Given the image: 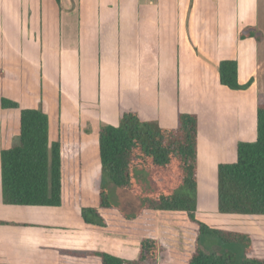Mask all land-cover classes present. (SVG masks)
Segmentation results:
<instances>
[{
	"label": "crops",
	"instance_id": "0c3cea01",
	"mask_svg": "<svg viewBox=\"0 0 264 264\" xmlns=\"http://www.w3.org/2000/svg\"><path fill=\"white\" fill-rule=\"evenodd\" d=\"M249 32L260 39L241 36ZM147 34L156 43L159 64L156 85L152 80L144 91L156 92L155 107L146 115L140 89L142 74L150 75L143 55ZM222 60L237 61L239 83L251 84L240 90L222 85L217 69ZM161 74L169 83L161 85ZM127 90L137 92L139 110L163 128H176L179 112L197 115L198 200L201 185L212 186L202 200L214 199L218 211V166L237 160L239 142L257 139L264 0H0V152L19 134L21 109L43 105L50 140L57 138L59 123H77L81 206L99 204L94 195L96 203L84 205L83 187L100 191L99 129L118 125ZM4 98L19 109H3ZM239 216L251 226L226 229L264 235V215ZM0 221L9 222L0 224V264H62L61 255L69 251L101 250L132 260L139 251L138 242L85 229L80 207L5 205L1 181Z\"/></svg>",
	"mask_w": 264,
	"mask_h": 264
},
{
	"label": "trees",
	"instance_id": "16d2710c",
	"mask_svg": "<svg viewBox=\"0 0 264 264\" xmlns=\"http://www.w3.org/2000/svg\"><path fill=\"white\" fill-rule=\"evenodd\" d=\"M241 36L260 39L254 32ZM217 69L220 83L230 89L252 82L239 83L235 60H222ZM138 104L136 91H124L118 125L99 129L103 184L96 207L81 206L79 125L59 123L57 138L50 140L43 105L21 109L19 134L0 152L3 203L80 207L85 229L139 243L132 260L103 251H69L61 255L62 264H264L263 234L217 228L197 218V115L179 112L177 127L163 128ZM2 108L16 110L19 105L4 98ZM217 175L219 213L264 215V93L257 100V139L239 142L237 160L221 163ZM109 184L137 197L139 208L129 213L116 204ZM4 223L9 222L0 221Z\"/></svg>",
	"mask_w": 264,
	"mask_h": 264
},
{
	"label": "rangeland",
	"instance_id": "374dc122",
	"mask_svg": "<svg viewBox=\"0 0 264 264\" xmlns=\"http://www.w3.org/2000/svg\"><path fill=\"white\" fill-rule=\"evenodd\" d=\"M148 0H145V3H147ZM145 16H147L149 13H151L153 15V13L151 11H145ZM154 17V16H153ZM155 18V17H154ZM151 18L149 17V20ZM146 39H144V43H143V55L145 57L144 61L146 62L145 65V70L148 71L150 73V75L147 74H142L141 79H142V86L140 89V92L143 96V103L141 105V109L145 111L146 115L149 113V111L151 112V108L155 107L156 104V92L152 91V92H144L146 85L148 83H150L153 80V85L155 86L157 83V78H158V74L157 71H155V66L157 64H159V58H158V54H157V48H156V43L153 42L152 40V35L151 34H147V37H145ZM148 58V59H146ZM160 80H161V85H164L166 83H169L168 80V76L167 75H160ZM142 96H141V101H142ZM91 133V132H90ZM95 157L94 155H89V163L92 162V158ZM211 164V163H209ZM87 164L85 163V167H84V171L83 174L84 176H86L87 173ZM150 174V172H147ZM214 171L213 170H209V176L211 174V177L215 174H213ZM151 176V174H150ZM151 179L152 176L150 177ZM146 175L143 176V181H146ZM110 185V184H109ZM154 185H157V183H154ZM213 187L212 186H207L205 184L201 185L200 187V197L198 200V210H197V218L213 227H217V228H233V227H243V226H251V220H246L243 217H240L239 215H231V216H222V215H218V211H217V206L215 204V200H211V201H203L202 200V193L206 190H212ZM110 191L112 193V196L114 197V202L118 205H122L127 211H129V213H133L134 211H136L139 208L140 202L138 200L137 197H135L133 194L129 193V192H125L121 189L116 188L113 185H110ZM97 197V200H99V195H100V191L99 193H94L93 188L91 187V185L85 183L84 187H83V203L84 205L88 204V205H93L96 202L93 199V196ZM98 205V204H97ZM94 205V206H97ZM112 241V238L110 239ZM121 240V239H118ZM109 241V242H111ZM218 241V240H217ZM108 242V243H109ZM111 243H115V241L111 242ZM203 243H206L205 240H203ZM112 247V246H111ZM102 251V250H101ZM103 251H108V250H103ZM110 253L112 255L118 256L117 254L111 253V252H107ZM123 257V256H121ZM124 259H129L127 257H124ZM130 260V259H129ZM49 264H51V262H49ZM76 264H82V263H76Z\"/></svg>",
	"mask_w": 264,
	"mask_h": 264
}]
</instances>
